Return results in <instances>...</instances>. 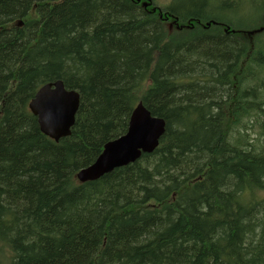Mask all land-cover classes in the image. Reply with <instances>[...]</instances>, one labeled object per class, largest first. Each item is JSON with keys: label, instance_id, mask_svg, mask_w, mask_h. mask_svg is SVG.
<instances>
[{"label": "trees", "instance_id": "16d2710c", "mask_svg": "<svg viewBox=\"0 0 264 264\" xmlns=\"http://www.w3.org/2000/svg\"><path fill=\"white\" fill-rule=\"evenodd\" d=\"M139 101L158 146L80 181ZM263 191L264 0H0V264H264Z\"/></svg>", "mask_w": 264, "mask_h": 264}, {"label": "water", "instance_id": "95a60500", "mask_svg": "<svg viewBox=\"0 0 264 264\" xmlns=\"http://www.w3.org/2000/svg\"><path fill=\"white\" fill-rule=\"evenodd\" d=\"M80 93L66 88L63 80L43 84L29 103L37 117L41 131L58 141L71 134L80 105ZM166 121L153 115L140 102L133 110L127 131L108 141L96 160L80 169V181L96 180L115 168L138 160L143 153H151L164 134Z\"/></svg>", "mask_w": 264, "mask_h": 264}, {"label": "rangeland", "instance_id": "374dc122", "mask_svg": "<svg viewBox=\"0 0 264 264\" xmlns=\"http://www.w3.org/2000/svg\"><path fill=\"white\" fill-rule=\"evenodd\" d=\"M262 193V196L264 197V191L263 192H261Z\"/></svg>", "mask_w": 264, "mask_h": 264}, {"label": "bare ground", "instance_id": "6f19581e", "mask_svg": "<svg viewBox=\"0 0 264 264\" xmlns=\"http://www.w3.org/2000/svg\"><path fill=\"white\" fill-rule=\"evenodd\" d=\"M71 89V88H70ZM140 102V101H139Z\"/></svg>", "mask_w": 264, "mask_h": 264}]
</instances>
